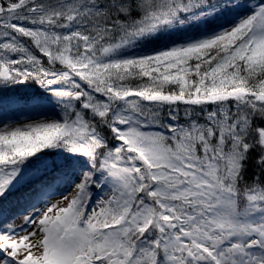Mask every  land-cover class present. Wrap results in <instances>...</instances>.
<instances>
[{
  "label": "snow or ice",
  "instance_id": "1",
  "mask_svg": "<svg viewBox=\"0 0 264 264\" xmlns=\"http://www.w3.org/2000/svg\"><path fill=\"white\" fill-rule=\"evenodd\" d=\"M0 264H264V0H0Z\"/></svg>",
  "mask_w": 264,
  "mask_h": 264
},
{
  "label": "trees",
  "instance_id": "2",
  "mask_svg": "<svg viewBox=\"0 0 264 264\" xmlns=\"http://www.w3.org/2000/svg\"><path fill=\"white\" fill-rule=\"evenodd\" d=\"M16 111L19 112V111H22V110L21 109H17ZM100 194H101V192H99V191H97V193H95L96 196H100Z\"/></svg>",
  "mask_w": 264,
  "mask_h": 264
},
{
  "label": "rangeland",
  "instance_id": "3",
  "mask_svg": "<svg viewBox=\"0 0 264 264\" xmlns=\"http://www.w3.org/2000/svg\"><path fill=\"white\" fill-rule=\"evenodd\" d=\"M103 195H105V193H102V192H101L100 196H103Z\"/></svg>",
  "mask_w": 264,
  "mask_h": 264
}]
</instances>
